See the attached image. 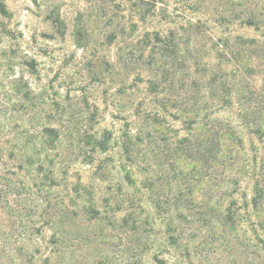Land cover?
<instances>
[{"label":"rangeland","instance_id":"1","mask_svg":"<svg viewBox=\"0 0 264 264\" xmlns=\"http://www.w3.org/2000/svg\"><path fill=\"white\" fill-rule=\"evenodd\" d=\"M155 1L166 13L142 21L139 0H1L0 146L26 149L31 172L46 152L49 196L71 213L39 234L35 213L25 233L18 196L5 213L0 179V264H262L264 249L246 219L231 230L207 215L217 180L212 166L185 156L198 126L186 123L184 102L218 71L263 85L264 29L240 23L247 11L233 19L238 0ZM237 38L253 42L238 46ZM43 121L60 135L41 149ZM240 130L247 148L260 146ZM138 132L149 138L127 154L125 141ZM75 189L91 194L97 211L88 212L87 196ZM151 192L170 204L169 217ZM132 196L134 207L126 202Z\"/></svg>","mask_w":264,"mask_h":264},{"label":"trees","instance_id":"2","mask_svg":"<svg viewBox=\"0 0 264 264\" xmlns=\"http://www.w3.org/2000/svg\"><path fill=\"white\" fill-rule=\"evenodd\" d=\"M139 3H142L141 6L144 8L140 16L142 21L145 15L154 18L166 13V10L157 8L155 0H152L150 4H145L142 0H139ZM188 5L194 10L200 8L196 2H190ZM232 6L242 8L240 12L232 11L233 19H239V15L247 11L246 17L241 18L240 23L255 30L264 29V0H238V3H232ZM0 14H5L1 0ZM196 28L198 29L197 25H193V29ZM252 42L250 40L244 43L237 38L238 46H248ZM225 45L216 46L217 54L222 55ZM234 52H231L230 59L232 56L236 59L239 55L232 54ZM243 59L249 61L252 60V56L249 55ZM234 77L233 75L229 78L230 80L222 79L221 72L218 71L208 79L205 86L198 88V93L190 99V103L188 102L190 100H185L184 105L187 106L185 113L192 116L186 123L198 126L194 143L191 142V145L189 141L185 148V156L189 160L203 161L205 170L207 164L209 169L212 166L218 192L213 208H210L207 215L216 216L220 226L231 230L237 227L241 219H246L258 236L261 248L264 249V84L260 87L251 86L249 82ZM187 88L189 85H184V95L189 92ZM220 111H225L227 114L217 116ZM240 129L255 136L260 146H254L251 142V146L247 148ZM59 135L58 129L47 126L43 121L40 127V139L43 145L41 149L57 141ZM148 138V134L138 132L133 143L131 139L125 141L127 154L139 151L138 145ZM46 158L45 152L41 159L38 158L36 168L31 172L30 167L34 161L30 154H26V149L22 146L11 148L0 146V166H4L0 179L1 186L5 190V213H11V205L18 196L17 205L20 211L18 214L20 223H24L25 233H29L30 219L35 213L39 221V226L35 230L36 234L45 227H61V224L69 220L71 213L65 209L63 202H53L49 196L48 190L52 188L54 181L51 177V169L44 165ZM243 183L247 185L243 187ZM249 183L251 184L250 196L247 199L245 192ZM143 184L144 188L152 191L153 184L150 179H145ZM241 190L240 202L234 195L239 194ZM81 191V189H75L76 197L87 196L86 201L90 204L92 195ZM150 194L154 197L155 208L164 217H169L172 213L170 204L165 202V198L156 196V193ZM126 202L130 207H134L138 204V198L132 196L127 198ZM95 211L97 210L90 204L88 212ZM169 229L172 231V226ZM170 238L172 239V236ZM52 243L57 244V242ZM262 257V264H264V254Z\"/></svg>","mask_w":264,"mask_h":264}]
</instances>
